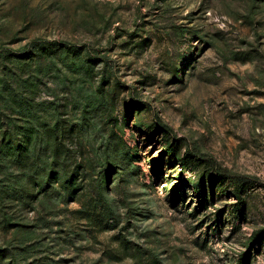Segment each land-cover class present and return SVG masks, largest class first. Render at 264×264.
Masks as SVG:
<instances>
[{"label":"rangeland","instance_id":"374dc122","mask_svg":"<svg viewBox=\"0 0 264 264\" xmlns=\"http://www.w3.org/2000/svg\"><path fill=\"white\" fill-rule=\"evenodd\" d=\"M244 252L264 264V0H0V264Z\"/></svg>","mask_w":264,"mask_h":264},{"label":"trees","instance_id":"16d2710c","mask_svg":"<svg viewBox=\"0 0 264 264\" xmlns=\"http://www.w3.org/2000/svg\"><path fill=\"white\" fill-rule=\"evenodd\" d=\"M221 175H224L223 173H221ZM235 195L237 196V199L239 200V203L243 202V197H242V194L240 193V191L236 190L235 192ZM201 197H202V194H201ZM262 233L261 232H256L254 234V236H252L250 238L251 242H250V245H254V243L258 242V243H261L262 242ZM240 259L238 260L237 264H249V255L247 252H244L240 255Z\"/></svg>","mask_w":264,"mask_h":264}]
</instances>
